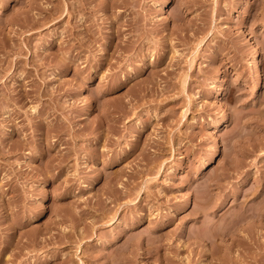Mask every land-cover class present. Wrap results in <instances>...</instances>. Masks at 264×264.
Segmentation results:
<instances>
[{"label": "rangeland", "instance_id": "374dc122", "mask_svg": "<svg viewBox=\"0 0 264 264\" xmlns=\"http://www.w3.org/2000/svg\"><path fill=\"white\" fill-rule=\"evenodd\" d=\"M0 264H264V0H0Z\"/></svg>", "mask_w": 264, "mask_h": 264}, {"label": "bare ground", "instance_id": "6f19581e", "mask_svg": "<svg viewBox=\"0 0 264 264\" xmlns=\"http://www.w3.org/2000/svg\"><path fill=\"white\" fill-rule=\"evenodd\" d=\"M253 59V58H252ZM255 59V58H254ZM259 66V65H258ZM217 143V142H216ZM215 152V151H214ZM218 155V154H217ZM209 156V155H208Z\"/></svg>", "mask_w": 264, "mask_h": 264}]
</instances>
